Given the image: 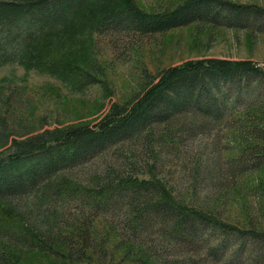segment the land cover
I'll return each instance as SVG.
<instances>
[{
    "label": "trees",
    "instance_id": "1",
    "mask_svg": "<svg viewBox=\"0 0 264 264\" xmlns=\"http://www.w3.org/2000/svg\"><path fill=\"white\" fill-rule=\"evenodd\" d=\"M236 19H264V5L232 0H181L172 8L149 11L141 8L135 0H0V53L6 56L2 59L17 60L26 66L49 68L60 65L59 71L64 74L72 73L70 67L75 66L81 70L82 82H100L103 81L100 63L86 60L85 67H82L71 57L55 60L51 58L54 47L58 43L71 42L77 38L78 31L92 38L95 31L109 27L144 34L193 21L231 25ZM241 82L248 95L251 82L255 83L253 89H262L264 67L250 59L212 57L186 60L164 69L133 99L125 103L112 102L107 115L95 126L46 127L24 138L13 137L9 146L13 150L5 160L0 158V231L8 238V246L60 254H67L63 251L66 247L71 255L82 256L85 249L93 245L91 222L83 219L84 225L83 221L80 225L66 224L71 227V232L65 236L76 237L71 243L73 247L69 248L68 242L61 241L59 234L52 235V224L36 226L31 209L25 206L28 202L21 205L11 200L21 198V193L29 186L61 165H74L82 159L84 152L114 146L115 155L110 154L105 162L102 161L103 165L96 168L89 183L63 173L59 177L63 179L61 185L48 187L49 197L54 194L57 199L83 193L94 207L93 211L98 207L112 206L115 201L124 202L126 209L121 215L129 243L141 237L137 232L154 220L161 225L160 229L169 233L168 236L186 232L190 233L193 242L202 234V225L222 233L231 232L238 240L247 234L250 241L259 244L250 250L252 259L246 260V256L241 260L240 253H237L228 264L264 262L254 263L258 254L264 255V227L244 229L222 220L212 211L211 198L199 202L187 200L180 195L181 191L174 193L173 183L159 175L156 169L155 145L165 142L168 137L174 139L179 132L199 130L209 121L215 122L221 117L232 90L241 108H234L237 115L230 126V129L238 130L240 138V145L238 143L236 147L240 149L239 155H229L235 163L231 166V174L259 171L261 174L255 177L254 190L264 196V96L260 92L261 97L255 100L251 97L240 100ZM223 83L227 85L222 90L220 85ZM187 111L194 115L185 126L180 116ZM156 129H160L157 135ZM7 135L4 128L0 129V141H6ZM192 221L199 225V229ZM6 227H11L9 232L3 230ZM41 234L46 236L44 240ZM203 236L206 239V235ZM54 237L60 240L55 242L62 250L52 245ZM224 240L211 245L209 254L220 257L227 248ZM6 255L4 244L0 246V264H16ZM143 255L150 258L149 254Z\"/></svg>",
    "mask_w": 264,
    "mask_h": 264
},
{
    "label": "rangeland",
    "instance_id": "2",
    "mask_svg": "<svg viewBox=\"0 0 264 264\" xmlns=\"http://www.w3.org/2000/svg\"><path fill=\"white\" fill-rule=\"evenodd\" d=\"M135 1L141 8L153 11L172 8L181 0ZM232 1L264 5V0ZM76 35L77 38L71 42L58 43L52 50L51 58L66 60L71 57L82 67H85L86 60L100 63L103 81L82 82L81 70L75 66L70 67L72 73L64 74L59 71L62 68L60 65L36 68L17 60H4L2 58L6 59V56L0 53V129L4 128L8 133L6 141H0V158L5 160L13 150L9 147L13 137L24 138L46 127L97 125L107 115L112 102L125 103L133 99L164 69L186 60L212 57L250 59L264 67V19H236L231 25L193 21L144 34L127 28L109 27L95 31L92 38L80 31ZM226 85L221 84L220 89H225ZM240 85V100L249 97L255 100L261 97L260 92L264 96V87L253 89L254 82L248 88L251 90L249 95L244 92L246 87L243 88V82ZM227 97L220 120L209 121L199 130L179 132L174 139L168 137L160 145L156 142V169L159 175L173 183L174 193L181 191L180 195L187 200L199 202L211 198L212 211L222 220L244 229L262 228L264 196L254 190L255 177L261 173L247 171L234 176L231 174V166L235 163L229 155H239L240 149L236 147L240 138L238 130L230 129V126L237 115L234 108L241 104L232 90ZM192 115V111H187L180 116L185 121L183 125H188ZM159 130H155L156 135ZM113 147L84 152L82 159L74 165H61L29 186L21 193V198L11 200L21 205L28 202L25 206L31 209L36 226L52 224V235H60L61 241L68 242L69 248L73 247L71 243L76 237L65 236L71 232V227L66 224L80 225L83 219L88 220L91 222L93 245L85 249L80 257L71 255L65 246L63 251L67 254L23 246L14 248L8 246V238L0 231V237H3L0 246L6 244L8 259L16 264H213L211 261L228 264L237 253H240L241 260L246 256V260L252 259L250 250L253 245L259 244L250 241L247 234L241 235V240H238L231 232L222 233L202 225V234L196 236L193 242L190 233L186 232L168 236L169 233L160 229L161 225L154 220L137 232L144 238L137 237L129 243L121 215L126 209L124 202L115 201L112 206L98 207L93 211L94 207L83 193L57 199L54 194L49 197L48 187L61 185L63 179L59 177L63 173L89 183L96 168L103 165L102 161L110 154L115 155ZM13 202L9 203L14 205ZM191 223L199 229L194 221ZM10 229L6 227L3 230L9 232ZM41 238L44 240L46 236L41 234ZM54 238L52 245L62 250L57 243L60 240ZM222 239L227 244L224 253L218 258L210 255L209 247ZM143 254H149L150 258ZM263 260L264 255L258 254L254 263Z\"/></svg>",
    "mask_w": 264,
    "mask_h": 264
}]
</instances>
